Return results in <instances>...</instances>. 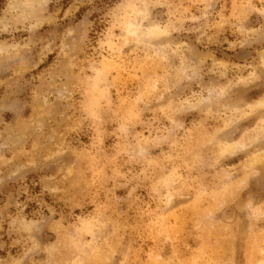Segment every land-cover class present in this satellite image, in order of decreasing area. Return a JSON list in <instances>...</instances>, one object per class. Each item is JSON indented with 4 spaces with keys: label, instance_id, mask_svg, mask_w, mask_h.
Returning <instances> with one entry per match:
<instances>
[{
    "label": "rangeland",
    "instance_id": "374dc122",
    "mask_svg": "<svg viewBox=\"0 0 264 264\" xmlns=\"http://www.w3.org/2000/svg\"><path fill=\"white\" fill-rule=\"evenodd\" d=\"M32 1L0 0V264H264V0Z\"/></svg>",
    "mask_w": 264,
    "mask_h": 264
},
{
    "label": "bare ground",
    "instance_id": "6f19581e",
    "mask_svg": "<svg viewBox=\"0 0 264 264\" xmlns=\"http://www.w3.org/2000/svg\"><path fill=\"white\" fill-rule=\"evenodd\" d=\"M29 2H31V3H34V1H32V0H28ZM46 1L47 0H40V1H38V3H39V5H41V6H44L45 5V3H46ZM15 6V5H14ZM37 9V8H36ZM35 9V10H36ZM35 12V11H34ZM1 20V19H0ZM0 23H3V21H0ZM4 24V26H6V24H5V22L3 23Z\"/></svg>",
    "mask_w": 264,
    "mask_h": 264
}]
</instances>
